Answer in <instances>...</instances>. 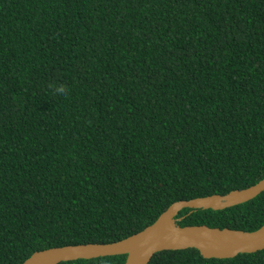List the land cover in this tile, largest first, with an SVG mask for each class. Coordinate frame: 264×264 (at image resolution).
<instances>
[{
    "label": "trees",
    "instance_id": "16d2710c",
    "mask_svg": "<svg viewBox=\"0 0 264 264\" xmlns=\"http://www.w3.org/2000/svg\"><path fill=\"white\" fill-rule=\"evenodd\" d=\"M263 179L264 0H0V264L118 242L175 202ZM177 219L254 232L264 192ZM149 264H264V250Z\"/></svg>",
    "mask_w": 264,
    "mask_h": 264
},
{
    "label": "water",
    "instance_id": "95a60500",
    "mask_svg": "<svg viewBox=\"0 0 264 264\" xmlns=\"http://www.w3.org/2000/svg\"><path fill=\"white\" fill-rule=\"evenodd\" d=\"M264 192V179L226 195H212L173 203L144 230L126 239L108 244H82L55 247L34 253L23 264H60L77 260L126 255L125 264H149L163 251L196 249L205 259H232L241 254L264 250V225L254 232L208 226L178 224L184 209L222 211L254 200Z\"/></svg>",
    "mask_w": 264,
    "mask_h": 264
},
{
    "label": "clouds",
    "instance_id": "9594fccd",
    "mask_svg": "<svg viewBox=\"0 0 264 264\" xmlns=\"http://www.w3.org/2000/svg\"><path fill=\"white\" fill-rule=\"evenodd\" d=\"M56 93L60 94V95H67L68 92H67V89L64 87V86H60L58 88H56Z\"/></svg>",
    "mask_w": 264,
    "mask_h": 264
}]
</instances>
